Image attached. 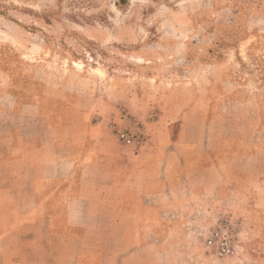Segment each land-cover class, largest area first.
<instances>
[{"label":"crops","instance_id":"obj_1","mask_svg":"<svg viewBox=\"0 0 264 264\" xmlns=\"http://www.w3.org/2000/svg\"><path fill=\"white\" fill-rule=\"evenodd\" d=\"M233 63L108 76L128 83L93 96L0 76V264H181L224 221L225 260H264V120ZM110 121L142 136L124 144Z\"/></svg>","mask_w":264,"mask_h":264},{"label":"rangeland","instance_id":"obj_2","mask_svg":"<svg viewBox=\"0 0 264 264\" xmlns=\"http://www.w3.org/2000/svg\"><path fill=\"white\" fill-rule=\"evenodd\" d=\"M244 40L253 42L246 53ZM228 52L264 120V0H0V76L20 89L68 76L69 89L93 96L128 83L108 76H188ZM207 235L182 243L181 264H236L208 250Z\"/></svg>","mask_w":264,"mask_h":264},{"label":"built area","instance_id":"obj_3","mask_svg":"<svg viewBox=\"0 0 264 264\" xmlns=\"http://www.w3.org/2000/svg\"><path fill=\"white\" fill-rule=\"evenodd\" d=\"M142 133L138 130L132 132L130 130H119V140L124 144H133ZM206 248L213 254L221 258L231 257L237 251V239L229 226L228 221H224L215 227L206 238Z\"/></svg>","mask_w":264,"mask_h":264}]
</instances>
